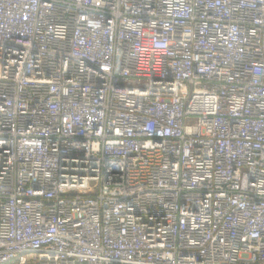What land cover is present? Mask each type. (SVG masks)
I'll return each mask as SVG.
<instances>
[{"label": "built area", "instance_id": "built-area-1", "mask_svg": "<svg viewBox=\"0 0 264 264\" xmlns=\"http://www.w3.org/2000/svg\"><path fill=\"white\" fill-rule=\"evenodd\" d=\"M0 264H264V0H0Z\"/></svg>", "mask_w": 264, "mask_h": 264}]
</instances>
